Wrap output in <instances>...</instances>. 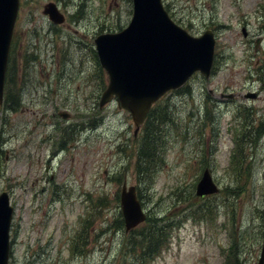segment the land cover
<instances>
[{
    "label": "rangeland",
    "instance_id": "374dc122",
    "mask_svg": "<svg viewBox=\"0 0 264 264\" xmlns=\"http://www.w3.org/2000/svg\"><path fill=\"white\" fill-rule=\"evenodd\" d=\"M49 2L64 22L44 14ZM164 3L193 35L212 29L216 60L208 78L196 74L153 105L163 139L148 158L154 124L135 133L117 99L100 107L109 76L92 51L98 34L129 24L132 0H20L4 97L20 89L21 104L0 109V193L15 206L9 264H258L264 0ZM30 53L37 57L27 61ZM207 168L220 191L201 197ZM125 182L147 213L130 231ZM152 230L166 237L152 239Z\"/></svg>",
    "mask_w": 264,
    "mask_h": 264
},
{
    "label": "water",
    "instance_id": "95a60500",
    "mask_svg": "<svg viewBox=\"0 0 264 264\" xmlns=\"http://www.w3.org/2000/svg\"><path fill=\"white\" fill-rule=\"evenodd\" d=\"M133 2V17L129 24L117 32L98 34L94 43L99 61L109 76L100 107L116 97L120 107L132 114L137 133L154 103L167 91L182 87L195 72L207 78L210 76L216 39L212 29L200 36L190 34L171 18L163 0ZM19 9L20 0H0V105L4 101ZM44 14L55 24L65 21V15L54 2L44 6ZM62 116L69 117L64 113ZM219 190L210 169H205L196 194L210 195ZM121 208L127 231L147 218L135 186L123 185ZM14 210L10 194L4 190L0 194V264H9ZM258 264H264V241Z\"/></svg>",
    "mask_w": 264,
    "mask_h": 264
},
{
    "label": "trees",
    "instance_id": "16d2710c",
    "mask_svg": "<svg viewBox=\"0 0 264 264\" xmlns=\"http://www.w3.org/2000/svg\"><path fill=\"white\" fill-rule=\"evenodd\" d=\"M13 50H14V42H13L12 49H11V54H10V62H11V64H12L13 57H14L13 56L14 55ZM92 51L94 52L95 57H97L96 51L93 50V49H92ZM29 57L35 59L37 57V54H35V53L27 54L25 56V59L27 61H29L30 60ZM14 66H15V61H14ZM100 68H101V70L104 71V69L101 66H100ZM10 69H11V66L9 67L8 73L10 72ZM8 73H7L6 86L8 84L9 79H10V74H8ZM186 88H187V86L185 85L183 87V89H186ZM20 94H21V90L18 89L17 91H15V94H14L13 98H10L8 95H6L3 104L0 105V109L1 108L2 109H11V110L17 111L19 109L20 104H21V96H20ZM157 109L158 108H155V106L152 107V109L150 110V112L148 114V117L146 119L147 126H151V124L157 125V128H155L154 125L152 127H150V129L146 133V147H143L142 150L147 153V157L148 158H149L148 153H153L156 156H158V154L160 155V151L158 150V146L161 145V141L163 139L162 131L160 129L161 126H159L160 120L154 117L155 112L158 111ZM243 172H246V170H243ZM240 191L242 192V191H244V189H239V191L235 190L234 193L238 194ZM158 231H159V229H158ZM150 234L152 235L151 236L152 239L153 238L154 239H158V241L159 240L162 241L166 237V235H159L158 233H154V230L150 231ZM148 238L152 241L150 236H148Z\"/></svg>",
    "mask_w": 264,
    "mask_h": 264
}]
</instances>
